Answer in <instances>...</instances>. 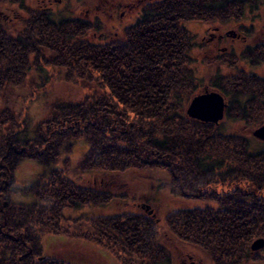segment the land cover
<instances>
[{
    "label": "trees",
    "instance_id": "16d2710c",
    "mask_svg": "<svg viewBox=\"0 0 264 264\" xmlns=\"http://www.w3.org/2000/svg\"><path fill=\"white\" fill-rule=\"evenodd\" d=\"M247 2L152 0L121 36L97 42L86 36L99 22L0 0L27 13L13 27L0 11V264H81L45 250L46 239L55 237L105 246L121 264H167L175 241L199 247L215 264L259 260L252 242L264 237V148L252 149L248 136L187 113L204 87L186 20L231 15L229 5L244 11ZM249 53L264 60L263 53ZM48 67L91 92L53 101L29 132L14 97L19 87L28 84L33 93L44 84ZM240 75L213 88L228 96L225 116L252 128L264 123L263 79ZM74 137L88 143L84 171L162 170L173 193L211 197L218 205L177 209L163 224L137 211L73 219L65 209L106 204L116 194L78 184L68 166H51L32 185L38 193L32 204L13 201L18 164L55 162Z\"/></svg>",
    "mask_w": 264,
    "mask_h": 264
},
{
    "label": "rangeland",
    "instance_id": "374dc122",
    "mask_svg": "<svg viewBox=\"0 0 264 264\" xmlns=\"http://www.w3.org/2000/svg\"><path fill=\"white\" fill-rule=\"evenodd\" d=\"M149 1L152 0H25V5L45 6L56 13L60 11L72 17L99 22L100 28L89 31L86 37L97 42H104L121 36L124 28L136 21L141 15L144 4ZM246 5L259 6L254 8L245 6L243 11L242 8L234 9V5H229L231 15L226 12L212 20L202 18L186 20L185 26L195 41L192 53L195 56V65L201 80L199 88L207 86L209 90L218 91L213 88L215 82L223 85V81L229 80L228 82L231 83L233 77L236 78L239 74L243 79H251L252 76L263 79L261 85L264 87V60L255 62L252 60L253 57L249 56L251 55L249 50L257 53V56L259 53L264 54V49L260 45L264 43V0H258L257 4H252L249 0ZM0 11L9 16V24L13 27L19 26L17 17H25L27 14L25 9L16 4L0 5ZM230 30L238 36L227 34ZM213 34L218 37L222 34V36L215 39ZM258 45L260 46L257 47ZM207 57L210 59V65L206 64ZM224 58L225 61H222ZM48 68L50 75L48 74L44 84L37 83L36 88H32L33 93L26 91L25 87L28 84L23 88L19 87L16 93L20 92V94L14 97L15 104L22 112V124L29 132L36 127L38 120L46 115L49 104L53 101L63 98L74 100L91 92L85 86L66 81L57 73L58 69L55 71L54 68V70ZM240 81L241 78L238 79V82ZM262 94L264 96V91ZM223 95L228 106V96ZM218 123L222 130L248 136L252 149L264 148V140L253 135V130L264 123L252 128L245 127L225 115ZM71 142L73 143L70 148L63 149L55 162L45 163L34 159H23L15 171L16 180L11 194L12 200L32 204L36 199L34 193L38 194L32 191L34 190L32 185L41 182V176H46L51 166L60 168L68 166V176L78 184L116 194L106 204L65 209V214L73 219L137 211L149 214L162 223L177 209L218 205L211 197H187L173 193V188L169 185V175L162 170L132 169L124 173L84 171L81 161L88 150V143L83 137H74ZM220 189L225 188L222 186ZM71 229L75 230L74 226ZM258 238L264 237H257L253 242ZM175 243L177 245L170 248L175 257L167 261V264H215L207 252L199 247L189 243L177 241ZM45 250L64 255L81 264H121L112 251L92 241L70 240L66 237L47 238ZM253 250L258 254L259 260L245 264H264V246Z\"/></svg>",
    "mask_w": 264,
    "mask_h": 264
},
{
    "label": "water",
    "instance_id": "95a60500",
    "mask_svg": "<svg viewBox=\"0 0 264 264\" xmlns=\"http://www.w3.org/2000/svg\"><path fill=\"white\" fill-rule=\"evenodd\" d=\"M227 101L222 93L209 90L207 86L192 97L187 107L190 117L204 122L218 123L225 115ZM253 135L264 140V124L253 130ZM264 246V238H258L252 243V249Z\"/></svg>",
    "mask_w": 264,
    "mask_h": 264
},
{
    "label": "flooded vegetation",
    "instance_id": "af4514ba",
    "mask_svg": "<svg viewBox=\"0 0 264 264\" xmlns=\"http://www.w3.org/2000/svg\"><path fill=\"white\" fill-rule=\"evenodd\" d=\"M245 6H251V8H254V7H258L259 5H244V7ZM262 5H260V7H261ZM227 34H231V35H233V36H238L234 31H232V30H230V31H228L227 32ZM222 36V34H220V36L218 37L216 34L214 35L213 34V37L215 38V39H217V38H220ZM212 37V38H213ZM262 42V41H261ZM260 45L262 46V47H264V43H260ZM260 45H258L257 47H259ZM250 46H255V45H250ZM248 48H249V46H248ZM264 49V48H263Z\"/></svg>",
    "mask_w": 264,
    "mask_h": 264
}]
</instances>
